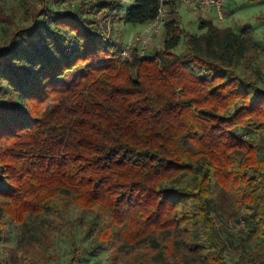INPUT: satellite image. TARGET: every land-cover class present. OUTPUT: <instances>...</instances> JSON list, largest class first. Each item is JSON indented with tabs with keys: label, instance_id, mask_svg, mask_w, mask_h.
<instances>
[{
	"label": "trees",
	"instance_id": "trees-1",
	"mask_svg": "<svg viewBox=\"0 0 264 264\" xmlns=\"http://www.w3.org/2000/svg\"><path fill=\"white\" fill-rule=\"evenodd\" d=\"M126 1L127 24L164 12L153 56L124 59L106 32ZM180 5L102 0L91 20L47 6L0 52V244L8 220L29 237L72 207L103 213L94 243L138 264H227L213 212L248 211L264 240L259 45L213 21L184 32Z\"/></svg>",
	"mask_w": 264,
	"mask_h": 264
},
{
	"label": "rangeland",
	"instance_id": "rangeland-1",
	"mask_svg": "<svg viewBox=\"0 0 264 264\" xmlns=\"http://www.w3.org/2000/svg\"><path fill=\"white\" fill-rule=\"evenodd\" d=\"M0 0V52L8 49L14 41V36L21 29L31 28L36 23L37 15L45 7L58 10L65 8L74 13L93 19L94 6L102 0ZM254 2V6H243ZM240 3L241 10L234 15ZM126 1L123 9L118 11L115 21L106 24V32L120 46L127 47L137 37H146L149 25L127 24L120 18L131 6ZM225 21L218 20L217 12L211 9L193 10L185 4L180 5L182 29L194 35H202L205 30L200 29L203 20L213 21L220 28L231 29L243 33L246 28L252 29L249 38L259 45L258 55L253 56L249 75L264 88V0H227ZM195 13V14H193ZM255 14L254 21L249 17ZM198 15L206 18H198ZM256 20V21H255ZM111 22V23H110ZM232 26V27H231ZM248 36V34H247ZM148 37V36H147ZM166 33L164 27L153 34L147 46L146 56H153L164 48ZM139 46V45H138ZM187 49L186 38L176 49L183 54ZM243 67L240 71H243ZM264 155V152H263ZM248 211L235 215L230 212L220 214L213 212L217 223V232L221 241L223 256L227 264H259L264 259V240L253 239L252 225L247 217ZM104 214L100 211H81L72 207L68 211L49 213L42 225H33V236H25V228L8 220L1 233L0 264H70L78 255L76 264H138L137 259L125 258L128 248L119 253L113 249L94 243V237L103 224ZM139 256L142 253L139 252Z\"/></svg>",
	"mask_w": 264,
	"mask_h": 264
},
{
	"label": "built area",
	"instance_id": "built-area-1",
	"mask_svg": "<svg viewBox=\"0 0 264 264\" xmlns=\"http://www.w3.org/2000/svg\"><path fill=\"white\" fill-rule=\"evenodd\" d=\"M162 1H167V0H162ZM180 2L190 7L193 10H198V9L215 10L217 12L218 20H220L221 22L225 21L227 0H180ZM164 19H165L164 12L161 11L160 17L154 23L150 24V27L147 29L148 37L142 36L134 39L133 42H131L127 47L124 48V50L122 51V57L124 59L130 58L133 49L138 45L140 49V56L145 57L147 53V46L150 42V39L152 38L153 34H155V32L158 31V29L164 26V22H165Z\"/></svg>",
	"mask_w": 264,
	"mask_h": 264
},
{
	"label": "crops",
	"instance_id": "crops-1",
	"mask_svg": "<svg viewBox=\"0 0 264 264\" xmlns=\"http://www.w3.org/2000/svg\"><path fill=\"white\" fill-rule=\"evenodd\" d=\"M236 5H237V9H236V10L234 9V12H235L234 15H236V14L238 13V11L241 10V7H240L241 4H240L239 2H238V3L236 2ZM246 5H247V6H254V5H256V4H255L254 2L251 1V2H249V3H245V4H243V6H246ZM226 9L228 10V5H226ZM193 14H195V13H193ZM254 16H255V14H252V15L249 17V20H253V21H254V18H253ZM198 18H202V19H203V18H206V17H205V16L198 15ZM255 21H256V20H255ZM231 27H232V26H231ZM252 29H254V28H252Z\"/></svg>",
	"mask_w": 264,
	"mask_h": 264
}]
</instances>
